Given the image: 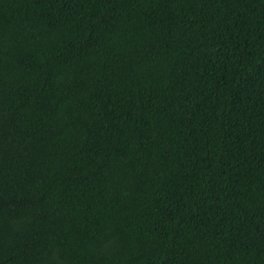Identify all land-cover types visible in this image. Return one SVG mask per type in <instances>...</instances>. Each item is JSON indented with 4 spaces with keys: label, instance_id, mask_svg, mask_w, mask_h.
I'll list each match as a JSON object with an SVG mask.
<instances>
[{
    "label": "trees",
    "instance_id": "trees-1",
    "mask_svg": "<svg viewBox=\"0 0 264 264\" xmlns=\"http://www.w3.org/2000/svg\"><path fill=\"white\" fill-rule=\"evenodd\" d=\"M0 264H264V0H0Z\"/></svg>",
    "mask_w": 264,
    "mask_h": 264
}]
</instances>
